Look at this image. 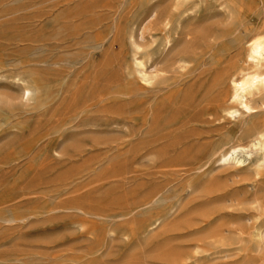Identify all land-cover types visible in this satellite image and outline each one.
<instances>
[{
	"label": "rangeland",
	"instance_id": "1",
	"mask_svg": "<svg viewBox=\"0 0 264 264\" xmlns=\"http://www.w3.org/2000/svg\"><path fill=\"white\" fill-rule=\"evenodd\" d=\"M261 37L264 0H0V264H264L262 150L221 162Z\"/></svg>",
	"mask_w": 264,
	"mask_h": 264
},
{
	"label": "bare ground",
	"instance_id": "2",
	"mask_svg": "<svg viewBox=\"0 0 264 264\" xmlns=\"http://www.w3.org/2000/svg\"><path fill=\"white\" fill-rule=\"evenodd\" d=\"M170 42H171L170 39L166 40V45L169 46ZM248 50H249L248 57L251 60L253 69H247L245 72L241 73L239 77H233L231 79L233 88L232 90L231 89L230 90L232 91L231 97L233 101L235 103L242 105L247 110H250L253 108L251 106L252 96L258 91H261L262 89L264 90V70L259 68L260 62H264V37L255 38L251 40ZM24 94L28 96L29 90L23 86L22 97L24 96ZM241 109L243 110V108ZM251 146L258 147L259 149L262 150V157L260 158L261 159L260 166H264V120H261L257 124V126H255L252 130L246 132V134L243 136L241 140H238V142L231 144L223 152L221 157L222 159L221 162L234 163V164L243 163L241 160L243 158L241 157L240 159L239 154L242 153V151L245 148L247 149V147H251ZM253 237L255 238L258 244H263L264 229L257 228L253 233Z\"/></svg>",
	"mask_w": 264,
	"mask_h": 264
}]
</instances>
